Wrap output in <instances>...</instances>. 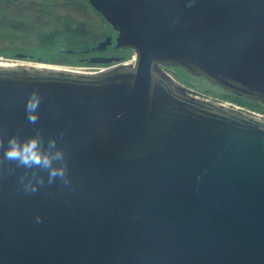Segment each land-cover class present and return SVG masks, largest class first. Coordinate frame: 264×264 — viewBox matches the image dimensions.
<instances>
[{"label": "water", "instance_id": "water-1", "mask_svg": "<svg viewBox=\"0 0 264 264\" xmlns=\"http://www.w3.org/2000/svg\"><path fill=\"white\" fill-rule=\"evenodd\" d=\"M89 1L133 64L0 63V138L62 132L72 179L26 194L0 162V264H264V116L160 66L264 105V0Z\"/></svg>", "mask_w": 264, "mask_h": 264}, {"label": "rangeland", "instance_id": "rangeland-1", "mask_svg": "<svg viewBox=\"0 0 264 264\" xmlns=\"http://www.w3.org/2000/svg\"><path fill=\"white\" fill-rule=\"evenodd\" d=\"M16 2V0H10ZM0 0V6L6 5L8 2ZM17 5L15 3L9 12L1 13L0 19L4 17L12 18L13 23L16 26L17 32L14 30L6 29L5 33H0V61H8L11 63H33V62H46V63H56L66 66L78 67L82 65H91V64H78L73 63L71 60L72 55L65 54L63 52L53 53L51 51L63 50L59 45L64 46L67 43L64 42V39H60L56 36H53L50 31L53 28L50 26L49 21L47 24L36 21V16H30L28 13L26 16H23L22 13L14 12L13 9ZM95 22H99V26L95 28L92 32V35L100 36L106 33L107 24L104 20H99L97 17ZM90 19V18H89ZM17 20V21H16ZM1 21V20H0ZM63 20L57 23V28H62ZM109 27V26H108ZM39 29V30H37ZM41 29V30H40ZM43 30V31H42ZM110 30V27L109 29ZM108 32V31H107ZM67 39H71L70 37ZM41 41V44H40ZM27 54V57L19 54ZM117 54L127 60H131L135 56L134 51L127 49H119L116 51ZM31 57H30V56ZM51 58V60H49ZM52 59L61 60L63 62H56ZM93 65V64H92ZM169 72L184 86L191 88L193 91L205 94L209 97H212L217 100H223L226 102L233 103L235 105L241 106L245 110L253 111L257 114L264 116V105L262 103H248L245 104L242 102H237L227 98L230 96L229 92L213 86L208 81L201 77H195L188 74L181 73L176 69H169Z\"/></svg>", "mask_w": 264, "mask_h": 264}, {"label": "flooded vegetation", "instance_id": "flooded-vegetation-1", "mask_svg": "<svg viewBox=\"0 0 264 264\" xmlns=\"http://www.w3.org/2000/svg\"><path fill=\"white\" fill-rule=\"evenodd\" d=\"M15 3L20 7L22 14L29 13L30 16H36L37 22L47 24L49 21L53 28L50 31L51 34L64 39V42L67 43L64 46L59 45V47L63 48L62 51L72 55L73 63L108 65L116 60L124 59L118 54L115 55L116 51L121 48L116 46L118 31L113 28L102 13L91 5L89 0H16ZM93 16L101 21L104 20L110 30L107 26L108 32L106 31L105 34L92 35L93 30L99 26V22H95ZM62 20V28H57V23ZM69 37L70 40L67 39ZM108 58L116 60L106 62ZM165 68L166 70L168 68L177 69V67L164 66ZM195 77L202 78V76Z\"/></svg>", "mask_w": 264, "mask_h": 264}, {"label": "clouds", "instance_id": "clouds-1", "mask_svg": "<svg viewBox=\"0 0 264 264\" xmlns=\"http://www.w3.org/2000/svg\"><path fill=\"white\" fill-rule=\"evenodd\" d=\"M41 103L42 97L38 90H33L25 101L27 119L33 125L40 119ZM62 135V132L46 135L35 128L27 136L11 133L6 138H0V162H14L24 169L17 176L20 191L26 194L37 193L45 185L57 181L65 186L72 184L67 152L59 141ZM35 221L41 222L42 217L37 214Z\"/></svg>", "mask_w": 264, "mask_h": 264}, {"label": "trees", "instance_id": "trees-1", "mask_svg": "<svg viewBox=\"0 0 264 264\" xmlns=\"http://www.w3.org/2000/svg\"><path fill=\"white\" fill-rule=\"evenodd\" d=\"M1 1L2 2L5 1V2H8V3L6 5H1L0 6V14L1 13H5V12H9L11 7L15 4V2L10 1V0H1ZM0 20H1L0 21V33H5L6 29L14 30V31L17 32L16 26L14 25L12 18L4 17V18H1ZM40 44H41V42H40ZM51 52L58 53V52H63V51L58 50V51H51ZM63 53H65V52H63ZM49 60H51V58ZM52 60L56 61V62H63L61 60H56V59H52ZM229 94H230V96H227V98H231V100H234V101H237V102H242L243 101L245 104H248V103L251 102L250 100L244 99V98L236 96L234 94H231V93H229ZM251 103L256 104L258 102L252 101Z\"/></svg>", "mask_w": 264, "mask_h": 264}, {"label": "bare ground", "instance_id": "bare-ground-1", "mask_svg": "<svg viewBox=\"0 0 264 264\" xmlns=\"http://www.w3.org/2000/svg\"><path fill=\"white\" fill-rule=\"evenodd\" d=\"M62 51V50H61ZM66 53V51H63ZM67 54V53H66ZM30 64H39V65H42V66H52V67H59V68H64V69H70L72 68L71 66H67V67H62V66H66V65H61V64H56V63H50V64H47V63H37V62H34V63H30ZM70 70H73V69H70Z\"/></svg>", "mask_w": 264, "mask_h": 264}]
</instances>
